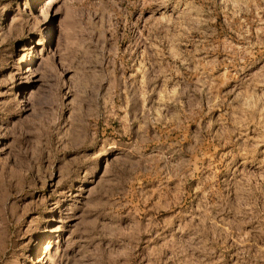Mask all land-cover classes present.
I'll list each match as a JSON object with an SVG mask.
<instances>
[{"label":"rangeland","instance_id":"rangeland-1","mask_svg":"<svg viewBox=\"0 0 264 264\" xmlns=\"http://www.w3.org/2000/svg\"><path fill=\"white\" fill-rule=\"evenodd\" d=\"M0 264H264V0H0Z\"/></svg>","mask_w":264,"mask_h":264}]
</instances>
